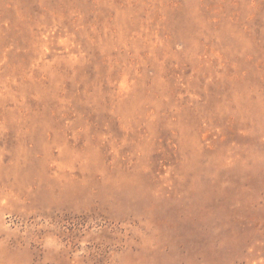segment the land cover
Here are the masks:
<instances>
[{"label":"rangeland","instance_id":"1","mask_svg":"<svg viewBox=\"0 0 264 264\" xmlns=\"http://www.w3.org/2000/svg\"><path fill=\"white\" fill-rule=\"evenodd\" d=\"M0 264H264V0H0Z\"/></svg>","mask_w":264,"mask_h":264}]
</instances>
